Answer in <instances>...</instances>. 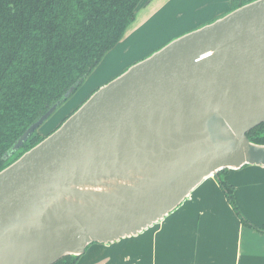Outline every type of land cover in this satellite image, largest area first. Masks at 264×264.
I'll return each mask as SVG.
<instances>
[{
    "label": "water",
    "instance_id": "1",
    "mask_svg": "<svg viewBox=\"0 0 264 264\" xmlns=\"http://www.w3.org/2000/svg\"><path fill=\"white\" fill-rule=\"evenodd\" d=\"M263 122L264 0H253L128 67L0 171V264H55L141 233L204 179L264 166L246 136Z\"/></svg>",
    "mask_w": 264,
    "mask_h": 264
},
{
    "label": "trees",
    "instance_id": "2",
    "mask_svg": "<svg viewBox=\"0 0 264 264\" xmlns=\"http://www.w3.org/2000/svg\"><path fill=\"white\" fill-rule=\"evenodd\" d=\"M142 1L0 0V171L46 137L39 127L12 151L21 135L72 97L123 39ZM251 1L230 0L227 13ZM246 136L264 145V122ZM227 173L223 169L214 177L228 204L243 226L264 234V222L254 226L240 213ZM80 257L55 264H76Z\"/></svg>",
    "mask_w": 264,
    "mask_h": 264
},
{
    "label": "crops",
    "instance_id": "3",
    "mask_svg": "<svg viewBox=\"0 0 264 264\" xmlns=\"http://www.w3.org/2000/svg\"><path fill=\"white\" fill-rule=\"evenodd\" d=\"M229 1L143 0L123 39L102 61L108 60L105 66L113 62L116 68L106 82L167 43L155 50L148 48L132 60L125 58L137 45L144 49L151 42H146L153 35L148 28L154 26L155 33L161 28L167 34L164 19L170 16L183 21L184 31H192L226 14ZM119 68L122 72H116ZM225 180L234 187L242 216L260 227L264 222V166L228 169ZM76 264H264V234L242 225L216 178L210 176L157 223L135 236L89 245Z\"/></svg>",
    "mask_w": 264,
    "mask_h": 264
},
{
    "label": "rangeland",
    "instance_id": "4",
    "mask_svg": "<svg viewBox=\"0 0 264 264\" xmlns=\"http://www.w3.org/2000/svg\"><path fill=\"white\" fill-rule=\"evenodd\" d=\"M224 15H220V17H218V18H221ZM164 21H165L164 27L169 28L167 34H164L163 33L164 30L161 28L158 29L159 30L158 33L153 32V29L155 28L154 26L152 28H148L147 32H151L153 35L151 38L148 37L146 42H149V41H151V42L149 44H147L144 47V49L141 47L143 45H141V44L137 45L135 47V49L129 53L128 57H125V58L132 60L135 57H138L140 55L142 56V53L144 52V50H146L148 48H153V50H155V48L156 49L159 48L158 46L163 44V42H166L168 40L167 43H169L170 41H172V40H174V39H176V38H178V37H180V36H182L188 32H191V31H189V29L184 31V29H183L184 25H181L183 23V21L181 19L178 20V22H177L176 18L168 16L166 19H164ZM211 22H213V21H211ZM207 24H209V23H207ZM207 24H205V25H207ZM140 38H141V36H140ZM139 43H141V41ZM164 45H165V43H164ZM105 57L103 58L102 61H104ZM125 58H124V60H125ZM102 61L98 65V67H96L95 70L88 76V78L84 81V83L80 86V88L72 95V97H70L66 102H64L58 108V110L56 112H54L44 122L43 125L40 126L39 132L41 133L42 136H44V137L47 136L48 134L53 132L57 127H59L61 125V123L68 116H70L78 107L81 106V104L87 99V97H89V94H91L94 90L96 91L97 88H100L101 86H103V85L100 86V84H102V82H106V80L108 79L107 77L110 76V74L115 71L116 68H114L115 64L113 62L111 65L107 64L105 66V64L107 63L108 60L106 62H103V63H102ZM122 64H124V62ZM123 66H125V65H123ZM121 68H122V66H121ZM119 70H120V68L117 69L116 72H118ZM119 72H122V71H119ZM108 82L109 81H107L106 83H108Z\"/></svg>",
    "mask_w": 264,
    "mask_h": 264
}]
</instances>
